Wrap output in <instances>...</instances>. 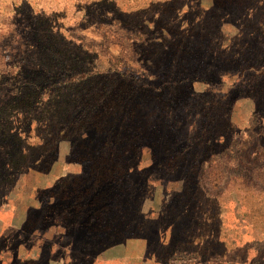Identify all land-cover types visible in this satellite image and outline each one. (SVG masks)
<instances>
[{
    "label": "rangeland",
    "instance_id": "rangeland-1",
    "mask_svg": "<svg viewBox=\"0 0 264 264\" xmlns=\"http://www.w3.org/2000/svg\"><path fill=\"white\" fill-rule=\"evenodd\" d=\"M200 1L0 0V192L52 167L89 253L264 264V0Z\"/></svg>",
    "mask_w": 264,
    "mask_h": 264
},
{
    "label": "crops",
    "instance_id": "crops-1",
    "mask_svg": "<svg viewBox=\"0 0 264 264\" xmlns=\"http://www.w3.org/2000/svg\"><path fill=\"white\" fill-rule=\"evenodd\" d=\"M228 23L225 19L222 27L229 36L236 30L228 29ZM52 171V167L22 169L9 190L0 192V264H151L147 248H132L129 234L92 254L83 245V233H68L66 224L50 218L45 207L49 203L46 193L56 180ZM25 174L42 181L33 185L26 201L21 189Z\"/></svg>",
    "mask_w": 264,
    "mask_h": 264
},
{
    "label": "trees",
    "instance_id": "trees-1",
    "mask_svg": "<svg viewBox=\"0 0 264 264\" xmlns=\"http://www.w3.org/2000/svg\"><path fill=\"white\" fill-rule=\"evenodd\" d=\"M210 6V5H209ZM145 6H143V8H144ZM181 7V6H180ZM189 8H188V10H190V11H198L199 13H200V15H205V13H206V9L207 8H210V7H205V6H203V3L200 1V0H189V6H188ZM181 9H182V7H181ZM149 10H151V9H149ZM149 12V11H148ZM152 13V15L155 17V16H160V13L158 12V10H154V11H152L151 12ZM146 15H147V13H141V16L142 17H146ZM237 17H238V11L237 10H235V11H232V10H229V8L228 9H225L224 11H223V15H222V22H224L225 21V19H227V21H229V24H231V26H232V29H235L236 31H237V25L235 24V22L238 20L237 19ZM236 19V20H235ZM235 21V22H234ZM233 26L235 27V28H233ZM193 31V34H195L196 35V32H199V30L198 29H192ZM222 30V29H221ZM236 31H234V32H236ZM222 35L224 36V37H227L228 35H226L225 34V32L224 31H222ZM199 42L201 43L202 41H201V39L199 38ZM201 46H203L202 44H200ZM236 70H240V68L239 67H234ZM216 69H218V66H216L215 68H214V71H216ZM202 80V78H198V80ZM95 129L96 128H94L92 131H95Z\"/></svg>",
    "mask_w": 264,
    "mask_h": 264
}]
</instances>
